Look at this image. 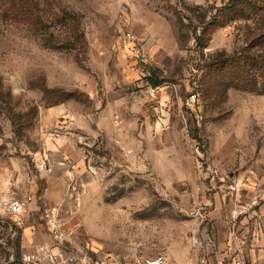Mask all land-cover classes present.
<instances>
[{"label":"rangeland","instance_id":"obj_1","mask_svg":"<svg viewBox=\"0 0 264 264\" xmlns=\"http://www.w3.org/2000/svg\"><path fill=\"white\" fill-rule=\"evenodd\" d=\"M226 2L0 0V198L32 199L21 226L0 204V264L54 244L49 209L75 251L264 263V94L215 63L264 59V19L195 40Z\"/></svg>","mask_w":264,"mask_h":264},{"label":"built area","instance_id":"obj_2","mask_svg":"<svg viewBox=\"0 0 264 264\" xmlns=\"http://www.w3.org/2000/svg\"><path fill=\"white\" fill-rule=\"evenodd\" d=\"M145 94L154 97L157 94V88L149 87L145 89ZM32 199H22L18 196L6 194L1 196L0 204L7 216L15 225L21 226L24 223L28 204ZM46 224L50 235L54 240L52 246L39 247L35 253L26 257L27 264H173L170 258L165 254L147 255L144 253H129L126 255L89 254L83 251H75L67 246V233L61 223V220L55 210L49 209L45 215ZM249 239L241 240L246 245ZM264 242V240H260ZM213 246V242L209 241ZM201 244L198 242V247ZM215 246V245H214ZM213 255H218L217 248H214ZM235 264H244L243 257L234 258ZM219 264H222L219 262Z\"/></svg>","mask_w":264,"mask_h":264},{"label":"trees","instance_id":"obj_3","mask_svg":"<svg viewBox=\"0 0 264 264\" xmlns=\"http://www.w3.org/2000/svg\"><path fill=\"white\" fill-rule=\"evenodd\" d=\"M256 17L264 19V0H227L220 8H214L211 22L206 23L202 35H197V46H203L201 42L202 36L208 27H224L232 21L236 20H253ZM247 50V49H246ZM224 66H229L228 75L229 79L235 84L236 88L248 89L251 92H260L264 94V83L258 87L257 80L250 81L248 77L253 73L264 75V59L256 56L255 54L247 53L243 50L236 53L231 57L221 55L215 60ZM260 74V75H261ZM261 75V77H262ZM147 81L154 87H158L160 83L153 80L151 77ZM262 82L264 78L262 77ZM60 92L57 91V94Z\"/></svg>","mask_w":264,"mask_h":264},{"label":"crops","instance_id":"obj_4","mask_svg":"<svg viewBox=\"0 0 264 264\" xmlns=\"http://www.w3.org/2000/svg\"><path fill=\"white\" fill-rule=\"evenodd\" d=\"M65 109H66V107L59 108V109H55V110L52 111L51 115H55V114H57V113H59V112H62V110L64 111ZM58 145H60L59 142H58L57 145H56V144H53L52 149H54V150H58V151H61L62 153H64V151H65L64 147H58ZM8 194H10V193H8ZM212 242H213V245H215V247H217V245L219 244L218 240H216L217 245L215 244L214 241H212ZM225 242H228V241L226 240ZM255 243H256V242H255ZM217 250H218V249H217ZM219 250H220V249H219ZM219 250H218V251H219ZM211 251L214 252V249H213V250H210L209 248L207 249V252H211ZM247 251L249 252V253H247V254L252 255V256L254 257L255 254H253V252H254L253 249L248 248ZM247 251H246V252H247ZM224 252H225V251H224ZM219 253H221V252H219ZM219 253H218V254H219ZM251 253H252V254H251ZM227 256H228V255H227ZM212 257H218V258H219V255H213ZM261 257H262V256H261Z\"/></svg>","mask_w":264,"mask_h":264},{"label":"flooded vegetation","instance_id":"obj_5","mask_svg":"<svg viewBox=\"0 0 264 264\" xmlns=\"http://www.w3.org/2000/svg\"><path fill=\"white\" fill-rule=\"evenodd\" d=\"M260 242L258 239H249L246 243V246H253L254 243ZM244 264H264L262 260H260V255H252L246 254L244 257Z\"/></svg>","mask_w":264,"mask_h":264}]
</instances>
